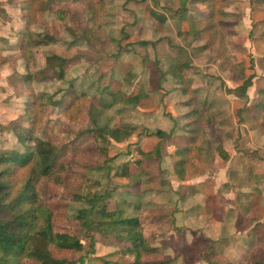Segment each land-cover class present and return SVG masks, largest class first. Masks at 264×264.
Instances as JSON below:
<instances>
[{
	"label": "rangeland",
	"instance_id": "obj_1",
	"mask_svg": "<svg viewBox=\"0 0 264 264\" xmlns=\"http://www.w3.org/2000/svg\"><path fill=\"white\" fill-rule=\"evenodd\" d=\"M211 1L209 16L196 21V25L212 22L214 26L200 40L193 34L177 35L182 27L177 19L169 18L167 24H161L151 15V6L163 15L162 4L176 6L178 0H0V151L24 150L20 134L38 136L58 146L53 173L39 176L35 183L39 200L53 212L56 230H74L83 238L84 230L73 216L74 210L87 195L120 186L110 179L113 171L109 169H121L136 152L135 142H130L136 136L128 137L124 144L112 143L97 125L138 121L168 126L170 118L164 111L182 110L185 103L186 113L193 109L201 112L180 120L189 125L188 134L195 137L192 153L197 154V147H203L210 157L207 164L190 167L192 174L218 177L223 172L222 144L229 138L235 140V148L242 143L243 151L264 158V109L247 106L259 98L258 90L264 89V22L247 19L248 10L243 12L241 5L229 6L227 15L219 0ZM198 3L200 7L205 5ZM195 16L199 17L200 11L193 5L190 18ZM219 19L230 23L221 27ZM129 41L135 42L127 45ZM180 43H187L188 49ZM120 45L123 49L119 51ZM53 53L70 59L64 74L45 70ZM175 55L180 61L196 62L197 73L209 76L162 81L161 69L170 68ZM120 70H129L130 79L120 77ZM112 71L121 80H109ZM251 73L253 83L245 95L237 88ZM110 81L112 88L127 93L147 91L149 96L135 110L126 106L118 113L113 108L93 111L91 103H97L101 96L107 98L102 90ZM181 87H186L185 93ZM157 89H164L168 95L163 113ZM144 108L151 110L149 117L143 115ZM205 113L210 115V122L202 120ZM253 162L240 165L253 169ZM229 173L233 185H238L240 172ZM255 224L246 250L228 256V249H215L211 258H224L232 264H264V222ZM54 252L71 260L80 254ZM98 257L103 256L90 255L87 261L94 264ZM211 264L218 263L214 259Z\"/></svg>",
	"mask_w": 264,
	"mask_h": 264
},
{
	"label": "crops",
	"instance_id": "obj_2",
	"mask_svg": "<svg viewBox=\"0 0 264 264\" xmlns=\"http://www.w3.org/2000/svg\"><path fill=\"white\" fill-rule=\"evenodd\" d=\"M198 1L178 0L176 6L162 4L163 15L158 14L156 12L157 9L151 6V15L158 22L160 21L161 24H167L170 19H177L182 23L177 35L186 37L189 34H193L197 39L201 40L203 35L196 30L193 22L206 18L209 14L206 6L199 1L204 5L200 7ZM219 1L225 6L224 12H227V15L228 7L237 4L243 7V12L245 11L246 13L248 10L247 19H251L252 22L253 20L264 22V0ZM193 5L200 11L199 17L190 18V7ZM243 20H246V17L243 16ZM229 23L230 21L224 19L221 27H226ZM234 23L236 22H233V26L236 25ZM133 42L135 41H129L126 44L129 45ZM146 42L157 44L155 40ZM187 45V43H180V46L185 49H188ZM120 48L123 49V46L120 45L119 51ZM178 56L175 55L173 57L175 61H173L170 68L161 69L163 72L161 73L162 81H175L171 75L175 68L182 70L184 77L201 75L202 79H206L209 76L201 72L197 73L196 65L199 64L196 62L192 63L189 59V65H184L185 62L178 60ZM129 70H132V68ZM129 70H120L118 73L120 77L130 79L131 72ZM120 77L112 71L109 75V80H121ZM193 78L194 80L198 79L196 77ZM242 82L243 80L240 81V85ZM110 85L111 81L104 85L102 90L103 92L105 91L104 94H106L107 98L101 96L97 103H91L90 108L93 111H99L101 108L109 110L113 108L118 113L120 109L126 108V106H130L129 108L135 110L138 109L137 106L140 105L141 100L149 96L147 91L145 93L139 91L127 93L112 88ZM112 91L131 95L133 100L127 103L128 100L125 98L112 99L110 94ZM156 91H158L159 110L160 113H163L162 105L166 104L165 100L168 99L166 98L168 95L164 89H157ZM250 104L247 106H250ZM182 105L184 108L182 110L173 109L174 113L167 111V109L164 111L170 118L168 126L152 123L144 125L138 121H136L137 123L119 122L113 125L107 123L97 125L96 121L95 124L98 126V130L103 126L112 128L120 127L122 124L130 125L131 133L123 140H116L108 135L107 132H103L105 138L112 143L124 144L128 137L136 136L134 141H130L135 142L136 152L131 154V158L129 157L125 160L121 169H109V171H113L109 174L110 179L118 185L120 183V186L115 185V187L111 188L112 192L108 191L110 193L108 205L109 208L120 205L125 208L136 207L140 209L145 237L149 241H153L158 246L163 247L162 251L151 253L148 258L153 260L170 258L173 260V264L176 261L181 264H200V260H202L207 264L202 257L203 250L210 247L214 250L217 249L216 251L228 249L230 253H227L228 256L240 250H246V246L249 245V238H252L255 232V222H264V194L262 195L264 193V158L262 156L256 157L255 152L243 151L242 143L235 148L237 145L234 143L235 140L229 138L228 142L221 143L224 150V160L221 159L223 165L220 170L223 172L218 177H216V174H213V176L207 173L192 174L189 171L190 167L196 164H207L206 161L210 157L206 150L202 149L203 147H197V154L192 153L193 149H195L192 145L193 135L188 134L189 125L180 122V120H186L189 116L185 111L186 104L183 103ZM149 111L151 110L147 108L142 109L143 115L146 117H149ZM89 112L91 111L89 110ZM88 118H90L89 115ZM236 128H234L235 132L233 134L237 133L236 138L238 139L239 134ZM158 129L164 131V138L153 133ZM88 130L93 132L91 129ZM99 131L102 134V131ZM217 145L218 143H215V146ZM182 148H188V152L186 154L185 171L182 175H179L176 171L175 163L182 157L177 152ZM138 149L153 154L149 158H142V161L137 163L135 160L140 157ZM250 161H254L252 164L256 166L253 169L240 165V163H246L248 166ZM231 164H234V166ZM235 170L240 172L238 185H233L231 174L229 173ZM256 198L259 199V202ZM257 212L261 213V215H257ZM255 213L256 217L254 216ZM83 242L86 245L85 249L91 245L89 239H85ZM91 250L93 252L91 255L103 256L98 257L94 264H109L100 260V258L108 261L119 260L121 262L133 260V256L119 253L117 245L106 243L102 240L96 241ZM86 263L89 264L88 261Z\"/></svg>",
	"mask_w": 264,
	"mask_h": 264
},
{
	"label": "trees",
	"instance_id": "obj_3",
	"mask_svg": "<svg viewBox=\"0 0 264 264\" xmlns=\"http://www.w3.org/2000/svg\"><path fill=\"white\" fill-rule=\"evenodd\" d=\"M199 1L205 3L206 8L210 10L211 0ZM217 20L218 18L216 22ZM222 21L219 19L218 24L221 25ZM196 23L193 22V26H196V30L202 35L214 26L212 22H209L205 25L198 24L199 27H197ZM69 62V58L53 53L44 69L58 70L59 73L64 74ZM184 65H189V62H185ZM171 75L177 82L184 80L185 76L184 72L177 68L171 72ZM253 78L254 73L249 74L237 89L246 95L247 88L253 83ZM185 88L181 87L180 90L185 93ZM110 94L112 99H127V103L133 100L131 95L115 91ZM258 96L259 98L250 104V107L257 111L264 109V89L258 90ZM199 113H201L199 109H193L188 115L193 116ZM91 117L93 119V116ZM202 120L205 123L210 122V115L205 113ZM99 130L102 131V135L103 132H107L116 140H123L131 133L129 124L112 128L103 126ZM153 133L164 138L165 133L162 129ZM22 135H19V139L21 138L25 144L24 150L10 148L0 151V264H27L28 261H33L35 264H85L87 258L93 253L91 249L94 243L99 240L117 245L119 253L133 256V260L128 262L108 261L100 258L109 264H173L170 258L164 260L148 258L151 253L162 251L163 247L145 237L139 208H125L120 205L109 208L110 193L108 191L87 195L83 198L82 205L74 210L73 216L84 230L83 238L74 233V230H56L53 223V212L49 206L39 200L35 183L39 176H48L53 173L52 164L58 146L38 136ZM192 139L194 140L195 137L193 136ZM138 151L140 157L135 160L137 163L141 162L142 158H149L153 154L141 149ZM177 152L182 157L175 163V168L179 175H182L185 171L188 148H182ZM85 239L91 241L87 249L83 242ZM59 250L75 251L80 254L71 260L65 255L56 256L54 251ZM213 252L212 247L202 251V257L207 263L211 264L216 259L218 264H232L224 258L214 257L212 259L211 257L215 255Z\"/></svg>",
	"mask_w": 264,
	"mask_h": 264
}]
</instances>
